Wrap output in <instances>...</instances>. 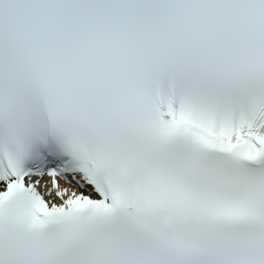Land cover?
<instances>
[{
    "label": "snow or ice",
    "instance_id": "snow-or-ice-1",
    "mask_svg": "<svg viewBox=\"0 0 264 264\" xmlns=\"http://www.w3.org/2000/svg\"><path fill=\"white\" fill-rule=\"evenodd\" d=\"M0 264H264V0H0Z\"/></svg>",
    "mask_w": 264,
    "mask_h": 264
}]
</instances>
